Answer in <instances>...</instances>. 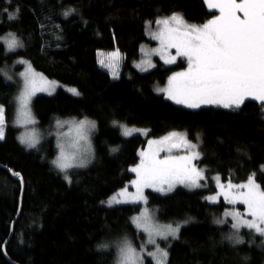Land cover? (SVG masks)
Listing matches in <instances>:
<instances>
[{
  "label": "trees",
  "instance_id": "1",
  "mask_svg": "<svg viewBox=\"0 0 264 264\" xmlns=\"http://www.w3.org/2000/svg\"><path fill=\"white\" fill-rule=\"evenodd\" d=\"M19 12L16 13V9ZM7 9V12H5ZM75 9L65 17L63 13ZM177 12L187 22L203 24L218 10L204 0H0V37L9 33L22 47L7 51L0 40V103L11 115L18 83L5 78L3 69L22 65L23 58L50 79L78 88L79 95L59 88L54 94H38L33 110L44 129L59 118H92L94 158L88 166L73 169L72 183L52 163L56 154L53 139L46 148L29 149L18 140L17 128L8 126L0 141V264H115V242L125 235L141 237L132 218L138 203L106 206L112 192L131 182V169L140 160L147 139L182 130L199 143V163L208 174L223 180L247 182L255 174L264 187V110L250 98L239 111L205 105L189 109L177 105L153 87L166 81L172 68L161 60L150 71L134 63L141 44L153 42L147 34L155 21ZM9 14L15 19H9ZM119 51L123 71L115 78L99 62L100 51ZM134 125L147 134L124 136L113 125ZM118 151L113 152L112 149ZM12 171L24 177L22 214L8 242L18 213L21 185ZM149 204L164 222L183 223L179 239L168 244L167 264H264V238L247 228L240 231L244 243L234 245L225 236L232 232V218L224 213L232 206L224 198L212 202L205 190L178 186L170 193L147 190ZM245 213V206L238 204ZM226 219V223H214ZM107 242L108 250H98ZM145 264H155L146 257Z\"/></svg>",
  "mask_w": 264,
  "mask_h": 264
},
{
  "label": "snow or ice",
  "instance_id": "2",
  "mask_svg": "<svg viewBox=\"0 0 264 264\" xmlns=\"http://www.w3.org/2000/svg\"><path fill=\"white\" fill-rule=\"evenodd\" d=\"M11 3V0H8ZM208 9L218 10V15L212 13V18L203 24L197 25L187 22L183 15L177 12L170 16L159 18L155 21L156 31L151 33L152 39L159 41V47L153 52L158 54L166 64H175L177 59L183 57L187 61L184 71L174 72L168 78V86L163 91L169 100L177 105H183L189 109H199L202 105H215L224 109L239 111L241 106L249 98L258 101L264 110V0H204ZM69 9L63 13L65 17L74 12ZM7 12V9H5ZM19 9H16V13ZM9 19H15V15L9 14ZM149 28L152 22H147ZM7 51H14L22 47V42L13 33L4 38ZM175 50L173 55L172 50ZM143 51V49H142ZM118 51L109 54L108 63L101 60L105 67H113ZM20 63H27L20 61ZM151 65V61H146ZM154 66V65H152ZM146 70V69H145ZM22 78V86L16 97L18 105L16 122L27 127L35 124L31 113V101L37 92H49L56 87L54 81H49L43 74L36 73L31 64L19 74ZM6 79L12 77L4 73ZM79 95L76 89H70ZM71 139L58 144L59 155L52 161L55 167L63 172L65 180L69 184L72 178L68 174L71 168L86 167L93 158V150L90 142V132L95 129L94 121L87 118L80 121H71ZM62 126L61 122H57ZM114 126L122 129L124 136H129L133 131L126 125H120L113 121ZM6 117L5 108L0 105V141L5 139ZM146 134V133H145ZM19 140L28 148H35L39 143L36 132L28 131L19 137ZM184 148L185 155H173V150ZM118 151L117 148L112 149ZM161 153H166L161 157ZM139 164L131 171L136 173V179L132 183L136 187V193L129 199L110 198L107 203L112 204L144 201L146 188H152L158 192H170L177 184H183L189 188L201 187L200 181L204 179V172L193 163L200 157L197 145L187 139L186 134L171 132L160 139L148 141V148L141 151ZM9 172L16 177L20 185L24 183V177L19 172ZM220 191L216 196L208 197L216 202L222 196L231 205L243 204L246 212L238 210L226 211L224 217H231L230 225L233 230L225 236V239L234 245L243 244L240 235L241 228H247L253 234L264 238V187L257 182L255 174L247 179V182L233 184L229 181L226 185L219 183ZM121 197H128L127 189H123ZM101 203H105L102 201ZM250 217V218H248ZM135 226L147 233V243L155 246V251L147 252V255L155 260V264H167L168 252L160 248L157 238L167 241L179 239L182 224L160 226L153 221L150 213L145 210L141 215L133 217ZM185 220L183 224H187ZM226 219H216L214 223H226ZM264 246V240L261 241ZM113 245L102 242L97 248L106 251ZM117 249L115 264H144L145 248L142 244L137 250L127 239L123 238L114 245Z\"/></svg>",
  "mask_w": 264,
  "mask_h": 264
},
{
  "label": "rangeland",
  "instance_id": "3",
  "mask_svg": "<svg viewBox=\"0 0 264 264\" xmlns=\"http://www.w3.org/2000/svg\"><path fill=\"white\" fill-rule=\"evenodd\" d=\"M219 14V13H218ZM217 14V15H218ZM170 16V15H169ZM212 18V17H211ZM191 23V22H190ZM192 24H196V23H192ZM157 28H149L148 29V32L147 34H149L150 38H152L151 36V33L156 31ZM6 36H2L0 37V40L4 42V38ZM160 45H159V41L157 40H154L153 39V42L150 41V39L148 41H145L141 44V55L139 57V59L134 63L135 67H137L138 69H140L141 71H150L151 69L155 68L158 66V62L161 60L163 63L164 60L161 59V57L156 54L155 52H153L154 49L158 48ZM143 49V51H142ZM118 51V50H117ZM117 51H109V50H106V51H100L99 52V62L103 59L105 60V63H108L109 60H108V57H109V54L113 53V52H117ZM173 52V55H175V50L173 49L172 50ZM119 53V56L116 58V61L113 65V67L109 68V67H105V66H102L101 63L100 65L108 70L111 71V74L113 77L117 78L121 72L123 71L124 67H123V57L122 55L120 54V52L118 51ZM181 59H183V62L181 65V67H177V68H172L171 71H169L168 75H167V78H166V81L160 83V84H155L153 87H155V90L158 92V93H163L165 96L166 94L161 91V89H164L168 86L167 82H168V78L174 73V72H179V71H184L186 68H187V61L183 58V57H180L177 59L176 63H179L181 61ZM151 61V65L147 64V63H143V62H146V61ZM17 64L19 65H22L21 68L19 69H16L14 70V67L12 66L11 68H8V69H3L1 70L3 73L7 72V74L9 76L12 77V79L14 81H16L18 83V90L16 92V95L14 97V101H13V104L14 106L12 107V112H11V115H8V110H7V107L5 104L3 103H0V105H3L4 108H5V117H6V127H5V133L7 131V128L8 126H15L17 128V136H18V140H19V137L21 135H23L25 132H28V131H35L36 134H37V137H38V140H39V143L37 144V146L35 148H29V149H41V148H46V144L45 142L47 140H50V139H53L54 142H55V145H56V154H55V157L53 158V161L57 158V156L59 155V147H58V144L60 143H65L67 144V142L71 139V135L72 133L70 132V129H71V124L69 122L71 121H80V120H83L85 118H75V117H66V118H59L57 119L53 125L49 128V129H44L40 124H38V119H37V116L36 114H34V110H33V100H34V97L38 94H44V93H47L49 94V92L45 91V92H37L36 95L32 98V101H31V113H32V117L33 119L35 120V124H30L28 125L27 127H24V126H21L20 124H18L16 122V115H17V108H18V105L16 103V97L18 95V92L22 86V78L20 77V73L24 72L28 66V64H30L29 61H27L26 59H19L17 60ZM20 61H26L27 63H20ZM166 64V63H165ZM154 65V66H152ZM166 65H171V64H166ZM32 66V65H31ZM32 68L35 70L36 73H40V74H43L44 77H46L49 81H54L56 83V87L51 91V94H54L56 90H58L59 88H62L64 90H67V91H70V89H76L79 94H80V91L78 90L77 87L75 86H72V85H68V84H64L62 83L61 81H58L56 79H50L48 78L44 73L40 72V71H37L33 66ZM146 69V70H145ZM71 93H73L72 91H70ZM74 94V93H73ZM76 95V94H75ZM167 97V96H166ZM172 101V100H171ZM183 106V105H181ZM212 106H215V105H212ZM201 107H205V105H202ZM87 118V117H86ZM89 121H94V119L92 118H87ZM61 122V125L62 126H58L57 122ZM96 124V127L95 129H92L91 132H90V142H91V147H92V150L94 151V143H93V136L94 134L96 133V129H97V122H95ZM121 125H126V124H121ZM129 129H132V130H136V131H133L132 134H135V133H143V134H147L148 130H146L145 128H139L138 126H134V125H126ZM122 131V129H121ZM171 132H177V133H181V134H186L185 131H182V130H174V131H171ZM171 132H168V133H165L163 135H159V136H153V137H149L147 139V143L146 145L142 146V148L140 149L139 152L141 151H145L147 150L148 148V141L150 140H153V139H160L161 137L165 136V135H168L169 133ZM131 134V135H132ZM129 135V136H131ZM187 136V135H186ZM188 139V137H187ZM189 141H191L193 144H196L197 145V151L200 153V157L196 160L193 161V163L197 166L198 169H201L203 170L204 172V179L200 181V184H201V187L199 188H189V187H185L183 184H177L175 186L174 189H176V187L178 186H183L185 188H189L191 190H198V189H201V190H205V196L207 197H210V196H216L220 189L219 187H217V177H219V183L220 184H227L229 181H231L233 184H238L237 182L235 181H232V180H223L221 179L220 175H212V174H208V171L205 169L204 165H201L199 163V159L201 158L202 156V152H201V149L199 148V143H197L196 141H192L190 139H188ZM20 141V140H19ZM21 143V142H20ZM22 144V143H21ZM24 145V144H22ZM25 146V145H24ZM174 156L175 155H185L187 154V150L184 149V148H178V149H174L173 150V153H172ZM166 153H161V157L165 156ZM95 154L93 153V158H94ZM92 158V159H93ZM91 159V160H92ZM90 160V161H91ZM140 160L133 165L132 168L136 167L138 164H139ZM90 163V162H89ZM88 163V164H89ZM87 164V166H88ZM73 169H76V168H71L69 169L68 171V174L70 175L71 171ZM63 176L65 175L63 172H62ZM137 177L135 176L133 178L132 181H134ZM131 182L127 183L126 185H124L123 187H121L120 189L112 192V194H110L105 200H104V204L106 206H109L107 201L112 198L113 196H116L118 199H129V201H131V196L134 195L136 193V187L135 185ZM123 189H127V193L129 194L128 197H121L119 194L120 192L123 190ZM173 189V190H174ZM147 190H153L155 191L154 189L152 188H146L144 190V195L147 197V203H145L144 201H138V202H129V203H119V204H112L110 207H113L114 205H124V204H134V203H138L140 205H142V208L139 212L135 213V215H133L134 217L136 216H139L141 215L145 210H147L150 215L152 216L153 218V221L160 225V226H164V225H168V224H172L173 226H176V223H173V222H164L162 220H160L158 218V215H157V212L155 211V209L149 204V195L147 194ZM172 190V191H173ZM170 191V192H172ZM158 192V191H157ZM170 192H160L162 194H166V193H170ZM223 197L221 196L219 198L222 199ZM209 200V199H208ZM216 201V202H219ZM211 201V200H210ZM213 202V201H212ZM238 204L236 205H232L230 206L231 208L230 209H227L226 211H231L233 209L235 210H238L239 211V207L237 206ZM245 206V205H244ZM245 211H246V206H245ZM241 213H243L242 210H240ZM250 218V217H248ZM233 222V221H232ZM134 224V223H133ZM179 224H183V223H179ZM135 225V224H134ZM136 227V226H135ZM138 229V228H137ZM243 228L240 229V231L242 230ZM140 231V233L142 234L141 237H138V238H134L132 237L131 235H125L123 237H121L122 239L127 237V239L129 241H131L132 245L134 247L137 248V250H140V247L141 245L143 244L144 245V248H145V255H144V264H145V260H146V257H150L147 255V252H150V251H155V246L154 245H151V244H148L147 243V240H148V236H147V233L143 232L142 230L138 229ZM122 239H119L117 242L121 241ZM172 240H175V239H172L171 237L167 240V241H164L160 238H157V243L159 244L160 248L162 249H165L167 252H168V244L172 241ZM116 258H117V250H116ZM152 258V257H150ZM153 259V258H152ZM169 257H167V261H168ZM154 260V259H153ZM155 262V260H154Z\"/></svg>",
  "mask_w": 264,
  "mask_h": 264
},
{
  "label": "water",
  "instance_id": "4",
  "mask_svg": "<svg viewBox=\"0 0 264 264\" xmlns=\"http://www.w3.org/2000/svg\"><path fill=\"white\" fill-rule=\"evenodd\" d=\"M2 167H4V168H8V169H10L9 167H7L6 165H1ZM13 177V176H12ZM14 179H17L16 177H13ZM21 189H22V191H21V194H20V198H19V200H20V203H19V207H18V213H17V215H16V217H15V219L13 220L14 222L12 223V226H11V230H10V235L8 236V239L5 241V245H4V247H3V253L6 255V257L8 258V260L10 259V257L8 256V254H7V247H8V242L10 241V239L12 238V236L14 235V227H15V225H16V223L18 222V219H19V217L21 216V214H22V206H23V196H24V193H25V181H24V183H23V185L21 186ZM11 260V259H10ZM12 261V260H11ZM13 262V261H12ZM13 263H15V262H13ZM15 264H17V263H15Z\"/></svg>",
  "mask_w": 264,
  "mask_h": 264
}]
</instances>
